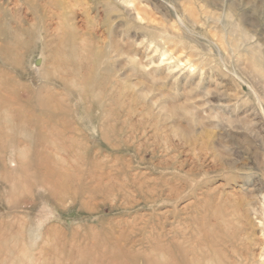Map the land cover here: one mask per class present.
Listing matches in <instances>:
<instances>
[{
  "label": "rangeland",
  "instance_id": "374dc122",
  "mask_svg": "<svg viewBox=\"0 0 264 264\" xmlns=\"http://www.w3.org/2000/svg\"><path fill=\"white\" fill-rule=\"evenodd\" d=\"M7 73L0 264H264V0H0Z\"/></svg>",
  "mask_w": 264,
  "mask_h": 264
},
{
  "label": "bare ground",
  "instance_id": "6f19581e",
  "mask_svg": "<svg viewBox=\"0 0 264 264\" xmlns=\"http://www.w3.org/2000/svg\"><path fill=\"white\" fill-rule=\"evenodd\" d=\"M2 13L4 14L5 12H2ZM22 52H23V49H22ZM162 55H164V54H162ZM1 76H2L4 81H1L2 79L0 78V109H5V111L7 110V112L11 113V115H14L17 118V120L21 122L20 124H24L25 127H28L30 129V132L32 134H34L36 137H38L39 139H44L46 137H48V139H50L49 137H51V139H52V137H62L65 135L64 131H62L63 129L58 130L56 127V125H58L57 119H58L59 115L56 114L57 111L52 112V110H51L52 107H51L50 102H49L51 97L49 94L44 96V95L40 94V92H37L36 94H34L35 100H33V101L29 100L28 102H26L25 100H23L22 97H24V96H22V94H23V92L28 93L30 91V86L28 84H26L25 82H23L22 80H20V78L17 79L16 76H10L9 75V77H7L8 73L6 76L5 75H1ZM28 97H31V96H28ZM24 98H26V97H24ZM59 129H60V127H59ZM27 135H28V133H27ZM49 141H53V140H49ZM54 141H58V140H54ZM12 150H13V148H12ZM23 151H24V149H23ZM43 157H41V158L43 159ZM19 158H20V156H19ZM39 159L40 158H38V161H39ZM19 161H21V163L23 162L21 159ZM26 163H28V162H26ZM38 164H39V162H38ZM38 164H36V165L38 166ZM28 166H29V164H28ZM28 166L26 165V167H28ZM19 167H20V165H19ZM21 168H22V166H21ZM14 170H15V168H14ZM184 258H185V256H184Z\"/></svg>",
  "mask_w": 264,
  "mask_h": 264
}]
</instances>
